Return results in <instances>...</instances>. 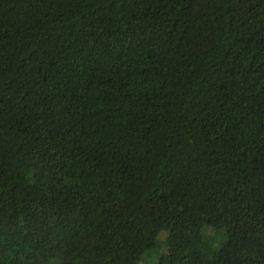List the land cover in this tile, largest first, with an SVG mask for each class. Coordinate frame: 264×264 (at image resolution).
<instances>
[{
  "label": "trees",
  "instance_id": "obj_1",
  "mask_svg": "<svg viewBox=\"0 0 264 264\" xmlns=\"http://www.w3.org/2000/svg\"><path fill=\"white\" fill-rule=\"evenodd\" d=\"M153 255L264 264V0H0V264Z\"/></svg>",
  "mask_w": 264,
  "mask_h": 264
},
{
  "label": "rangeland",
  "instance_id": "obj_2",
  "mask_svg": "<svg viewBox=\"0 0 264 264\" xmlns=\"http://www.w3.org/2000/svg\"><path fill=\"white\" fill-rule=\"evenodd\" d=\"M154 258L149 257L150 259H148L147 261L145 259H143L139 264H156L157 263V256L153 255ZM152 256V257H153Z\"/></svg>",
  "mask_w": 264,
  "mask_h": 264
}]
</instances>
